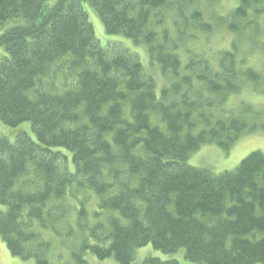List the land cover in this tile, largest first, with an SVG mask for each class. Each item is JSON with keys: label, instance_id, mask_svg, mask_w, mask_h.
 <instances>
[{"label": "trees", "instance_id": "obj_1", "mask_svg": "<svg viewBox=\"0 0 264 264\" xmlns=\"http://www.w3.org/2000/svg\"><path fill=\"white\" fill-rule=\"evenodd\" d=\"M207 2L221 0H0V120L31 123L13 142L0 138V236L13 256L49 264L50 244L35 226L51 227L54 212L69 214L74 201L86 219L85 192H94L108 214L82 253L132 264L151 244L166 254L184 249L198 264H264V152L219 174L187 163L204 145L228 151L243 134L264 133V108L227 106L247 83L264 93V71L246 66L241 41L218 51L215 65L190 46L224 26L264 55V0H239L215 23ZM85 3L107 34L146 46L167 79L159 95L136 55L102 46ZM67 54L76 83L61 94L41 89ZM82 253L73 258L87 264ZM143 264L181 263L150 256Z\"/></svg>", "mask_w": 264, "mask_h": 264}, {"label": "rangeland", "instance_id": "obj_2", "mask_svg": "<svg viewBox=\"0 0 264 264\" xmlns=\"http://www.w3.org/2000/svg\"><path fill=\"white\" fill-rule=\"evenodd\" d=\"M238 4L239 0H221L220 4L215 5L207 2L205 8L206 19L209 22L214 23L215 15H225ZM83 6L88 12L89 20L93 24L96 37L102 46H107L108 43H118L127 48L130 54L133 53L132 55H134L136 53L139 55V59L143 63L146 72L156 79L158 84L157 94L159 95L161 87L167 82V79L162 74L158 65L152 66L146 46L143 44L136 45L132 40L122 35L107 34L98 14L89 6V4L85 3ZM261 21L264 26V19L262 18ZM240 37L241 39H238ZM234 40L241 41L240 46L242 52H240V56L247 59L246 66L252 67L259 72H263L264 55L257 48V50L252 49L250 38L246 33L237 37L236 33L229 32L222 26L208 35H202L201 39L191 42L190 46L198 53L203 51L207 53L212 64L215 65L219 55L218 51H220V49H229L231 42ZM118 44L112 45V48H114V50L116 49V51L120 48ZM4 55H7V53L5 49L2 48L0 49V60ZM182 58V62L185 64L187 60H185L183 54ZM71 59L72 54H67L56 65L51 66L50 73L43 79L41 89L45 88L46 90L52 91L47 92L61 94L59 92L63 91L65 88L72 87L76 83L77 74L76 68H72L70 65ZM28 94L32 97V91ZM244 102H250L258 108H264V93L256 91L254 85L247 83L242 92L235 94L230 98L227 106L237 108ZM157 118L156 114L151 115L153 124H158ZM159 126L163 129L165 128L164 123H159ZM29 128H31L30 122H24L19 127L13 128L5 125L0 120V138L7 137L13 142L15 134L20 129L27 130ZM30 134L32 138H35L33 132H30ZM256 150L264 152V133L257 132L243 134L229 151L214 144L204 145L200 150L189 156L187 163L191 166L209 169L214 173L219 174L225 170H234L242 159L248 156L252 151ZM85 193L90 196V200L87 203L89 213L86 219L79 220L76 212V202L74 201L72 205H70L69 214L61 216L59 213L54 212V219L50 222L51 227L42 228L40 226H35L40 241L50 244V248L47 252V260L49 264H81L79 259L76 258L75 260L73 258V253H76V255L81 254L82 245L85 241H88L91 244L96 242L92 236V229L97 222H106L105 220L108 213L105 211L101 212L99 209V197L94 192ZM4 208L5 206L0 205V210ZM114 214L119 215L117 212H114ZM56 217H58L57 220H55ZM201 218L208 220V217ZM107 233L108 231L106 230L104 234ZM261 236H263V234H256V238L258 239L261 238ZM108 243V241L105 242V245ZM29 246L33 247L34 244L32 243ZM150 256L159 257L163 260L175 259L181 264H198L185 258L184 249H179L173 254H166L155 249L151 244L136 250L132 264H143L144 259ZM82 258L86 260L87 264H117V261L113 257L100 260L89 251L83 252ZM0 264H35V260L33 258L24 260L20 257L13 256L0 236Z\"/></svg>", "mask_w": 264, "mask_h": 264}]
</instances>
